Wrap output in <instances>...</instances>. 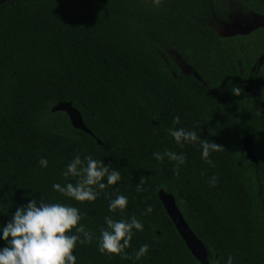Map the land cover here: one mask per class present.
Listing matches in <instances>:
<instances>
[{
  "label": "trees",
  "instance_id": "obj_1",
  "mask_svg": "<svg viewBox=\"0 0 264 264\" xmlns=\"http://www.w3.org/2000/svg\"><path fill=\"white\" fill-rule=\"evenodd\" d=\"M227 1L0 0V226L32 199L61 202L79 208L93 234L74 249L77 264H224L229 255L264 264V27L221 36L210 17ZM232 1L264 17V0ZM60 105L78 112L80 126ZM177 116L175 127L221 146L210 154L214 166L198 143L168 135ZM165 150L185 155L179 175L176 162L153 158ZM77 153L116 168L121 180L93 202L62 196L52 184H75L62 174ZM120 194L126 209L110 212ZM106 216L143 224L129 259L99 251ZM182 232L201 244V259ZM143 244L149 252L135 260Z\"/></svg>",
  "mask_w": 264,
  "mask_h": 264
},
{
  "label": "clouds",
  "instance_id": "obj_2",
  "mask_svg": "<svg viewBox=\"0 0 264 264\" xmlns=\"http://www.w3.org/2000/svg\"><path fill=\"white\" fill-rule=\"evenodd\" d=\"M172 123L173 127L166 131L176 144L183 146L198 143L201 158L209 166H214L209 158L210 154L219 151L221 146L201 139L194 130L175 127L180 124L179 116L174 117ZM165 156L169 161L176 162L174 171L179 175L180 166L186 161L185 155L169 150H165L163 155L160 152L153 153V158L158 162ZM39 165L47 168L48 160L40 159ZM62 175L65 180L69 177L76 178L75 184L53 183L52 189L81 204L95 201L107 187L116 185L121 180L120 171L116 168H110L102 160L94 159L91 155L82 156L80 153L73 156ZM217 182L218 178L212 176L208 181L209 187L214 188ZM142 185L143 180H140L137 191H143ZM127 205L128 197L120 194L109 199L108 208L110 212L123 211ZM152 212L153 208L149 205L143 210L142 215H150ZM81 220L79 208L61 202L41 200L38 203L32 199L26 206H18L11 220L0 226V240L6 243L5 247L0 248V264H77V256L74 255L77 244L88 243L93 239V234L85 230ZM104 224L106 227L100 231L99 251L129 259L125 250L130 246L134 231H143V224L135 216L127 220H114L111 216H106ZM148 252L149 246L141 245L134 252L135 260L145 257ZM208 264L220 262L215 258H209ZM224 264H234L233 257L229 255Z\"/></svg>",
  "mask_w": 264,
  "mask_h": 264
},
{
  "label": "rangeland",
  "instance_id": "obj_3",
  "mask_svg": "<svg viewBox=\"0 0 264 264\" xmlns=\"http://www.w3.org/2000/svg\"><path fill=\"white\" fill-rule=\"evenodd\" d=\"M226 4L227 10L225 12L214 10L212 11V15L210 17L211 25L218 31L221 36L230 37L238 34L247 35L258 29L259 27H264V17L253 13L244 12L241 5L235 1L228 0ZM168 56L179 63L182 68H184L185 70L187 69L178 53H176L175 51H170L168 53ZM58 108L64 110L71 117L75 126H80V117L78 112L74 108H72L70 105H60ZM245 145L248 150L249 156L253 161H255L256 159L251 153L250 141L246 140ZM191 246H195V240H191Z\"/></svg>",
  "mask_w": 264,
  "mask_h": 264
},
{
  "label": "water",
  "instance_id": "obj_4",
  "mask_svg": "<svg viewBox=\"0 0 264 264\" xmlns=\"http://www.w3.org/2000/svg\"><path fill=\"white\" fill-rule=\"evenodd\" d=\"M161 196H162L163 202L167 205V201H168V207L169 208H173L175 210L174 203H173L172 199L170 197H167V196L163 195V194ZM177 227L180 230H181V228L186 229V225L183 222V220L180 217V215H179V220L177 222ZM182 236L185 238V240L190 245V247L194 251H196V255L198 256V258L201 259V256L200 255L205 253L204 252V249L201 246V244L197 240H195L190 234H185L184 232H182ZM191 240H195V246L194 247L191 246V242H190ZM198 247H199V249H198ZM202 262H203V260H202Z\"/></svg>",
  "mask_w": 264,
  "mask_h": 264
}]
</instances>
